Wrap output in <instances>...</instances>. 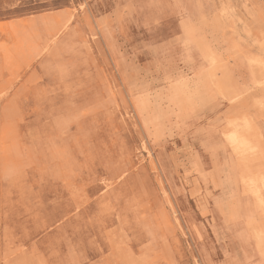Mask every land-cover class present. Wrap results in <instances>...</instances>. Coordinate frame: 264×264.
I'll return each mask as SVG.
<instances>
[{"label": "rangeland", "instance_id": "rangeland-1", "mask_svg": "<svg viewBox=\"0 0 264 264\" xmlns=\"http://www.w3.org/2000/svg\"><path fill=\"white\" fill-rule=\"evenodd\" d=\"M0 264H264V0H0Z\"/></svg>", "mask_w": 264, "mask_h": 264}, {"label": "bare ground", "instance_id": "bare-ground-1", "mask_svg": "<svg viewBox=\"0 0 264 264\" xmlns=\"http://www.w3.org/2000/svg\"><path fill=\"white\" fill-rule=\"evenodd\" d=\"M229 138V140H230V142H231V144L233 145V147L235 148V149H240V141H239V143H238V141H236L231 135L228 137Z\"/></svg>", "mask_w": 264, "mask_h": 264}]
</instances>
